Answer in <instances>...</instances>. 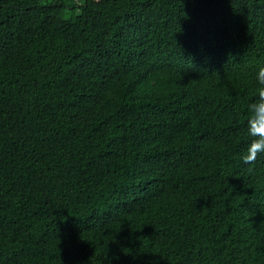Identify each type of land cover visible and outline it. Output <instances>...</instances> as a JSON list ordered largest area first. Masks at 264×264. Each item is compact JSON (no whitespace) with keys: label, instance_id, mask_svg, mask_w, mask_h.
I'll return each instance as SVG.
<instances>
[{"label":"trees","instance_id":"trees-1","mask_svg":"<svg viewBox=\"0 0 264 264\" xmlns=\"http://www.w3.org/2000/svg\"><path fill=\"white\" fill-rule=\"evenodd\" d=\"M261 67L264 0H0V264H264Z\"/></svg>","mask_w":264,"mask_h":264},{"label":"clouds","instance_id":"clouds-1","mask_svg":"<svg viewBox=\"0 0 264 264\" xmlns=\"http://www.w3.org/2000/svg\"><path fill=\"white\" fill-rule=\"evenodd\" d=\"M257 88L255 98L248 106V119L246 120V133L249 137L245 152L241 156V162L249 166V170L255 165L257 159L264 155V67L255 74Z\"/></svg>","mask_w":264,"mask_h":264}]
</instances>
